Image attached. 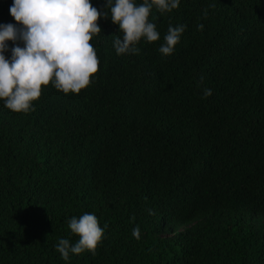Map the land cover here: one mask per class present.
<instances>
[{
  "label": "trees",
  "instance_id": "obj_1",
  "mask_svg": "<svg viewBox=\"0 0 264 264\" xmlns=\"http://www.w3.org/2000/svg\"><path fill=\"white\" fill-rule=\"evenodd\" d=\"M13 2L0 25L20 29ZM91 3L101 75L77 99L50 82L28 112L0 99V264H264V0L153 6L160 36L183 24L169 55L145 37L118 55L115 0ZM86 213L102 240L65 260Z\"/></svg>",
  "mask_w": 264,
  "mask_h": 264
},
{
  "label": "clouds",
  "instance_id": "obj_2",
  "mask_svg": "<svg viewBox=\"0 0 264 264\" xmlns=\"http://www.w3.org/2000/svg\"><path fill=\"white\" fill-rule=\"evenodd\" d=\"M153 6L170 12L179 7V0H144L139 6L134 0H115L105 13L123 33V38L113 44L118 55L138 51L134 47L144 37L148 42L159 40L161 53L173 52L184 31L183 24L164 22L166 32L160 36L156 25L149 22ZM10 13L23 27L0 25V99L8 109L30 111L33 101L41 97L43 87L50 82L77 99L101 75V61L91 43L101 31V13L91 0H14ZM18 39L25 46H15L9 60L4 55L6 41ZM69 228L79 239L74 246H70L68 239L59 241L57 251L62 257L67 260L70 252L80 254L85 250L95 254L104 235L97 217L87 213L79 219L73 217ZM132 234L139 239V227Z\"/></svg>",
  "mask_w": 264,
  "mask_h": 264
}]
</instances>
